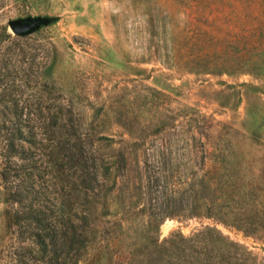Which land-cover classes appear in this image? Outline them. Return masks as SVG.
<instances>
[{
  "label": "rangeland",
  "instance_id": "obj_1",
  "mask_svg": "<svg viewBox=\"0 0 264 264\" xmlns=\"http://www.w3.org/2000/svg\"><path fill=\"white\" fill-rule=\"evenodd\" d=\"M38 16L51 20L23 36L11 31V20ZM42 81H57L62 94L73 95L88 125L98 112L99 130L122 125L136 137L148 130L137 139L147 148L140 160L163 170L154 189L166 185L169 195L153 196L165 212L178 214L171 199L180 196L172 192L183 184L191 189L202 159H225L228 194L241 195V229L169 216L156 232L145 222L138 235L111 236L113 250L92 264H133L137 237L179 242L159 264H264V0H0V92L12 83L20 107L43 116L53 107ZM4 207L0 201V264H20L23 251ZM208 224L236 245L214 234L207 244L189 238Z\"/></svg>",
  "mask_w": 264,
  "mask_h": 264
},
{
  "label": "trees",
  "instance_id": "obj_2",
  "mask_svg": "<svg viewBox=\"0 0 264 264\" xmlns=\"http://www.w3.org/2000/svg\"><path fill=\"white\" fill-rule=\"evenodd\" d=\"M2 33L11 37L5 27ZM8 62L5 57L1 59L4 67ZM54 67L55 60L47 71ZM45 72L37 71L36 77ZM6 84L0 92V201L5 205L1 215L19 239L23 251L20 264L99 263L113 250L111 236L122 239L131 232L138 235L146 228L145 222L148 230L156 232L169 216L212 218L241 229V195L228 194L232 178L225 159H202L191 189L183 184L172 192L180 196L179 200L171 199L180 205L178 214L165 212L153 196L159 191L169 195L166 185L154 189L163 170H154L146 160H140L147 148L137 139L146 137L148 130L139 129L137 137L122 125V130H99L93 124L100 116L98 112L88 116L92 118L88 125L75 97L62 94L57 81H42L51 93L53 108L47 114L25 112L13 96V84ZM216 131H211V136L223 137ZM233 183L238 186L235 180ZM133 215L138 221L135 229L130 220ZM209 234L236 245L211 224L189 238L203 237L206 243ZM139 239L133 243L138 256L133 264L162 263L173 254L170 248L179 243L171 237L162 241L154 237L152 243ZM90 251H96L93 258Z\"/></svg>",
  "mask_w": 264,
  "mask_h": 264
},
{
  "label": "water",
  "instance_id": "obj_3",
  "mask_svg": "<svg viewBox=\"0 0 264 264\" xmlns=\"http://www.w3.org/2000/svg\"><path fill=\"white\" fill-rule=\"evenodd\" d=\"M48 17H29V18H19L11 20L9 26L11 31L16 35H26L37 30L41 25L47 24L50 22Z\"/></svg>",
  "mask_w": 264,
  "mask_h": 264
}]
</instances>
